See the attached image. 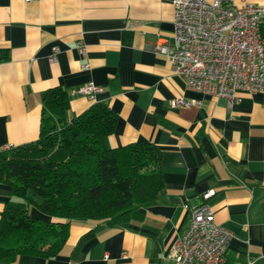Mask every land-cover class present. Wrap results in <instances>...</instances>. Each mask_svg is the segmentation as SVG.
<instances>
[{
	"label": "crops",
	"instance_id": "crops-1",
	"mask_svg": "<svg viewBox=\"0 0 264 264\" xmlns=\"http://www.w3.org/2000/svg\"><path fill=\"white\" fill-rule=\"evenodd\" d=\"M172 32L173 0H0V151L38 138L44 95L58 87L68 119L93 103L115 112L108 148L156 146L163 181L156 202L125 220L72 219L54 255L0 264H176L170 254L200 203L233 235L229 262L264 264V95L241 92L229 103L187 88L154 52ZM88 84L101 91L80 93ZM180 98L196 103L172 105ZM19 200L0 181V220Z\"/></svg>",
	"mask_w": 264,
	"mask_h": 264
},
{
	"label": "trees",
	"instance_id": "trees-1",
	"mask_svg": "<svg viewBox=\"0 0 264 264\" xmlns=\"http://www.w3.org/2000/svg\"><path fill=\"white\" fill-rule=\"evenodd\" d=\"M67 109V93L49 89L38 138L0 151V181L20 199L6 205L0 220L2 261L54 255L72 219L121 222L134 209L154 204L163 188L156 146L105 145L117 120L112 109L93 103L71 119Z\"/></svg>",
	"mask_w": 264,
	"mask_h": 264
},
{
	"label": "built area",
	"instance_id": "built-area-1",
	"mask_svg": "<svg viewBox=\"0 0 264 264\" xmlns=\"http://www.w3.org/2000/svg\"><path fill=\"white\" fill-rule=\"evenodd\" d=\"M154 52L170 62L189 89L229 103L241 92L264 95V5L247 0L239 5L233 0H173L172 36L158 38ZM100 91L93 84L79 89L90 98ZM191 103L196 102L172 101L174 106ZM211 194L207 191L204 197ZM232 236L215 222L210 206L200 203L191 208L187 228L170 257L176 264H254L248 257L242 263L228 261Z\"/></svg>",
	"mask_w": 264,
	"mask_h": 264
}]
</instances>
